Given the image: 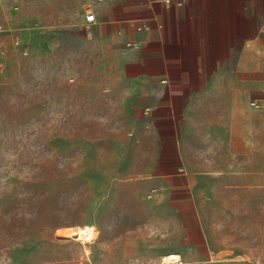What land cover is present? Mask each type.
Instances as JSON below:
<instances>
[{"label":"crops","instance_id":"obj_1","mask_svg":"<svg viewBox=\"0 0 264 264\" xmlns=\"http://www.w3.org/2000/svg\"><path fill=\"white\" fill-rule=\"evenodd\" d=\"M49 7L71 13L67 29L97 39L113 63L143 158L131 183L153 205L155 259L175 252L182 263L189 234H211L218 214L264 236V0H0V29L41 31L31 23Z\"/></svg>","mask_w":264,"mask_h":264},{"label":"rangeland","instance_id":"obj_2","mask_svg":"<svg viewBox=\"0 0 264 264\" xmlns=\"http://www.w3.org/2000/svg\"><path fill=\"white\" fill-rule=\"evenodd\" d=\"M49 9L31 23L41 31L0 29V264H103V253L131 264H264V236L220 214L208 236L189 234L182 263L165 260L175 252L155 259L153 205L131 183L143 158L113 63L97 39L67 29L71 13Z\"/></svg>","mask_w":264,"mask_h":264},{"label":"built area","instance_id":"obj_3","mask_svg":"<svg viewBox=\"0 0 264 264\" xmlns=\"http://www.w3.org/2000/svg\"><path fill=\"white\" fill-rule=\"evenodd\" d=\"M86 20L89 23H93L95 21V14L93 12L87 13L86 14ZM133 24L137 28V30H143V29L149 28V24L145 23V22L134 21ZM128 44L129 45H136V44H133L132 42H129ZM3 63H4V61L0 60V66H2ZM251 104L253 106H256V107L260 106V103L258 101H252Z\"/></svg>","mask_w":264,"mask_h":264},{"label":"bare ground","instance_id":"obj_4","mask_svg":"<svg viewBox=\"0 0 264 264\" xmlns=\"http://www.w3.org/2000/svg\"><path fill=\"white\" fill-rule=\"evenodd\" d=\"M64 233V235H73L75 232L72 231V230H63L62 231ZM177 258H179L178 255H175V254H172L168 257H165V260L168 261V262H176L177 261Z\"/></svg>","mask_w":264,"mask_h":264}]
</instances>
